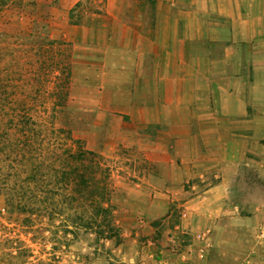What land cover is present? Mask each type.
I'll return each mask as SVG.
<instances>
[{
    "label": "crops",
    "instance_id": "1",
    "mask_svg": "<svg viewBox=\"0 0 264 264\" xmlns=\"http://www.w3.org/2000/svg\"><path fill=\"white\" fill-rule=\"evenodd\" d=\"M91 26L102 109L148 164L123 261L264 264V0H106Z\"/></svg>",
    "mask_w": 264,
    "mask_h": 264
},
{
    "label": "rangeland",
    "instance_id": "2",
    "mask_svg": "<svg viewBox=\"0 0 264 264\" xmlns=\"http://www.w3.org/2000/svg\"><path fill=\"white\" fill-rule=\"evenodd\" d=\"M78 1L21 0L0 15L2 98L9 94L8 107L28 109L46 128L43 139L28 141L18 132L3 135L7 120L0 124V264H126L139 199L148 194L138 141L102 109L107 95L98 90L100 69L91 57L101 55L106 33L74 23L70 10ZM82 1L74 19L94 16ZM80 147L95 153L86 155L91 163L73 159ZM88 171L90 189L81 182ZM16 191L10 204L8 193ZM254 198H264L259 181ZM97 205L110 206V222Z\"/></svg>",
    "mask_w": 264,
    "mask_h": 264
},
{
    "label": "trees",
    "instance_id": "3",
    "mask_svg": "<svg viewBox=\"0 0 264 264\" xmlns=\"http://www.w3.org/2000/svg\"><path fill=\"white\" fill-rule=\"evenodd\" d=\"M21 0H0V15L7 9V7H9L10 5H13L16 2H20ZM55 2H60L61 0H54ZM87 2L86 6H90L93 7L94 9H92V14H94V16L90 17L91 15H89L86 18H83V16L78 15L76 19L75 18V14L78 12L79 8L83 7V1L80 0L78 1L75 6L70 10V18L72 20H74L75 24L78 23H88V24H92L93 21L98 20V16L102 15L104 12V7H105V3L106 0H85ZM40 43H43L42 41ZM3 93V94H2ZM4 92L0 91V124L4 121L7 120V126L3 127L4 131L2 132L3 135L8 136V138L11 137V135H15V132H18V134L22 137H25L28 141L29 139H32L31 137H42V139L44 138V132L43 129H41V124L38 123V121L33 117V115L27 110H22V109H16V107H8L7 104H9L8 102V97L9 94H7L6 98H2V96L4 95ZM3 102V103H2ZM46 129V128H45ZM44 129V130H45ZM16 150V148H15ZM87 154H91V155H95V153L91 150H82V148L80 147L79 151L76 153H73V159L75 161H78L80 164L83 163V161L88 160L89 158L86 156ZM38 155V154H37ZM40 155V154H39ZM71 156V155H69ZM42 158V157H41ZM90 163L92 160V157H90ZM41 167H43V163L40 162V165H38L37 169H40ZM89 167V166H88ZM35 170V169H33ZM88 170V169H87ZM40 172V170H37V173ZM36 174V173H35ZM91 176V171L87 172L86 174L84 173L83 175H81V182L82 184L87 187L88 189L91 188V183L93 182L92 177ZM44 179L41 177L38 178V181H43ZM17 192V191H16ZM9 195V203L12 204L13 199L15 198V195H18L17 193H8ZM106 195V190L105 187H102L101 190V197L104 198ZM30 206V204L28 205V207ZM28 207H25L24 210L28 211ZM97 212L98 213H103L105 214L106 218L105 220H109V216L111 215L110 211H109V207H105L103 205H97ZM36 208V204L34 209ZM30 213H32V211H29ZM107 222H110L107 221Z\"/></svg>",
    "mask_w": 264,
    "mask_h": 264
}]
</instances>
